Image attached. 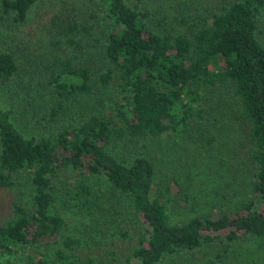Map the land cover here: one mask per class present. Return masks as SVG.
Masks as SVG:
<instances>
[{"label": "trees", "instance_id": "1", "mask_svg": "<svg viewBox=\"0 0 264 264\" xmlns=\"http://www.w3.org/2000/svg\"><path fill=\"white\" fill-rule=\"evenodd\" d=\"M163 1L0 0V189L30 190L0 214V264L259 263L243 245L264 250V0H171L186 30ZM30 86L37 130L14 109ZM227 114L241 126L224 166L250 195L176 220L190 184L141 150L206 148ZM103 214L119 241L94 248Z\"/></svg>", "mask_w": 264, "mask_h": 264}, {"label": "rangeland", "instance_id": "2", "mask_svg": "<svg viewBox=\"0 0 264 264\" xmlns=\"http://www.w3.org/2000/svg\"><path fill=\"white\" fill-rule=\"evenodd\" d=\"M84 1L87 0H76V2L81 4L82 7L85 5ZM219 2H221V0H211V3L214 4ZM162 4L163 6H161V9L169 13L170 16H176L178 20L172 21L175 24L180 25L183 15V13H181V2L164 0ZM173 4L176 6L175 8H173ZM159 5L161 4L159 3L158 6ZM193 5L196 6L194 3ZM42 12L43 10H41L40 14L37 15V19L41 18ZM36 26L37 23L32 22L30 26H27V29L34 28ZM181 27L184 30H186V28L188 29L187 26ZM35 39H37V37H35ZM32 90L33 91H31L28 96L26 95V92L24 94L27 101L20 97V100L22 101L21 105L15 101L17 99L15 98V95L10 99L12 102L15 101L17 103L16 106H14V109L16 110V114L22 123L34 128V130H37L38 128L32 126L30 123L33 121L31 113L35 111V107L39 103V97L36 94L37 90L33 88ZM43 92L44 95L48 92L50 93V88L46 89V87H44ZM230 96L232 101L236 103L235 96H232L231 94ZM1 99L6 100V105L11 107L9 104L8 94L6 92L2 94L0 93V100ZM21 109H24L25 112V114H23V118H21L20 114ZM207 111L209 112L210 119H213L214 115L210 113L209 109ZM39 115L41 116V113ZM235 123L236 122H234V118L231 114H227L224 118H220L219 122L210 124L208 129L215 133L217 139L213 145H204L206 148H204L202 144H195L194 142H190L185 139H176L173 136H163L161 138L146 141L148 147L141 151L154 159L157 165L158 175L161 176L162 174H166L171 177H178L180 182L187 187L190 186V189L185 188V191L192 192L190 201L187 203L182 200L175 202L176 209L172 215L174 219L184 220L188 217L204 213L213 208L215 211H220L221 209L233 210L237 207V204L242 197H246L248 194L250 195V191L248 189L247 191L240 190L242 188L241 182L244 180L243 172L239 169L233 172H226L227 168L224 166V164L230 165V163L234 161V159L228 160V158L231 157V152H229V150L232 148L241 126L240 124L237 125ZM207 133L211 135L209 132ZM73 178L75 179L76 176H73ZM249 185L250 182L248 180V186ZM240 186L241 188L239 189ZM97 187L98 189L106 188V185L97 183ZM29 194V187L23 183H17L13 189H0V214L6 212L8 205L15 197L21 196L24 201H26L29 200ZM181 196L179 200L182 199ZM104 203L107 204V201L104 200ZM105 219V214H103L101 216L102 225L99 226L98 229L105 228L106 232L99 231L97 238L94 240V248H99L102 244H106L107 242L119 241L118 228L115 225H110V222H104ZM135 243H137V241H135ZM126 244L129 247H133L134 245L132 241H128ZM243 246H246V248L249 247V250L256 251L255 256L259 260L258 264H264V250L259 251V249H256L252 244H246Z\"/></svg>", "mask_w": 264, "mask_h": 264}]
</instances>
